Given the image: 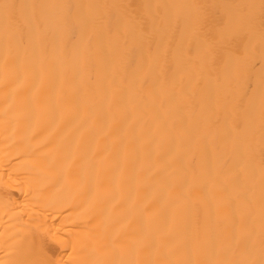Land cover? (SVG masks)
<instances>
[{
  "label": "bare ground",
  "instance_id": "obj_1",
  "mask_svg": "<svg viewBox=\"0 0 264 264\" xmlns=\"http://www.w3.org/2000/svg\"><path fill=\"white\" fill-rule=\"evenodd\" d=\"M0 264H264V0H0Z\"/></svg>",
  "mask_w": 264,
  "mask_h": 264
}]
</instances>
